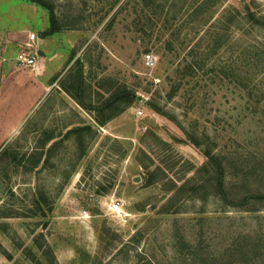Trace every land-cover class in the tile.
<instances>
[{
	"label": "rangeland",
	"instance_id": "obj_1",
	"mask_svg": "<svg viewBox=\"0 0 264 264\" xmlns=\"http://www.w3.org/2000/svg\"><path fill=\"white\" fill-rule=\"evenodd\" d=\"M46 1L0 0V264H263L264 0Z\"/></svg>",
	"mask_w": 264,
	"mask_h": 264
},
{
	"label": "trees",
	"instance_id": "obj_2",
	"mask_svg": "<svg viewBox=\"0 0 264 264\" xmlns=\"http://www.w3.org/2000/svg\"><path fill=\"white\" fill-rule=\"evenodd\" d=\"M31 3H35L43 8H45L48 13H49V29L47 32H45L44 36H51L55 33H58L61 31V27L59 25L58 19L56 15L54 14V9L52 7V4L47 2L46 0H26ZM132 0H113L111 6H116L120 4L119 6H128L129 2ZM126 8V7H125ZM142 8H147L145 4L142 5ZM115 16V15H114ZM112 17V20L110 21L109 25L111 26L114 23L115 17ZM248 17H252L251 14H247ZM121 100L128 103L130 101V95L127 92H122V94H119V96L115 97V101ZM209 162L210 164L215 166V174L217 175V188L218 191L221 192L222 188L224 187L222 179L223 175L225 173V169L223 167V158H216L214 156L209 157ZM179 189V188H178ZM264 242L263 240H253L250 242H247L245 244H239L237 248H235L232 252L234 253L233 255H236V257L243 258L244 256H251L253 259H257L259 257L264 256ZM232 256V255H231ZM192 264H196L195 260H192ZM235 264H246L244 260L235 262ZM264 264V263H263Z\"/></svg>",
	"mask_w": 264,
	"mask_h": 264
},
{
	"label": "built area",
	"instance_id": "obj_3",
	"mask_svg": "<svg viewBox=\"0 0 264 264\" xmlns=\"http://www.w3.org/2000/svg\"><path fill=\"white\" fill-rule=\"evenodd\" d=\"M20 51L17 53L15 57L16 65L21 70H35L37 64V54L38 48L36 46V38L35 34L31 33L27 37V41H25L20 46ZM144 63L146 65H150L153 63V58L151 55H146L144 58ZM141 114V112H139Z\"/></svg>",
	"mask_w": 264,
	"mask_h": 264
},
{
	"label": "crops",
	"instance_id": "obj_4",
	"mask_svg": "<svg viewBox=\"0 0 264 264\" xmlns=\"http://www.w3.org/2000/svg\"><path fill=\"white\" fill-rule=\"evenodd\" d=\"M45 38L46 37H51V36H44ZM25 41H27V39L25 40ZM36 46H37V48H38V51H40V44H39V41L36 39ZM14 62H15V58H14ZM16 65V64H15ZM17 67V66H16ZM22 74H26L27 73V71H23V70H21V69H19V68H17ZM33 71V70H32ZM29 72V71H28Z\"/></svg>",
	"mask_w": 264,
	"mask_h": 264
},
{
	"label": "water",
	"instance_id": "obj_5",
	"mask_svg": "<svg viewBox=\"0 0 264 264\" xmlns=\"http://www.w3.org/2000/svg\"><path fill=\"white\" fill-rule=\"evenodd\" d=\"M137 179H139V178H136L135 182H138V181H139V180H137Z\"/></svg>",
	"mask_w": 264,
	"mask_h": 264
}]
</instances>
